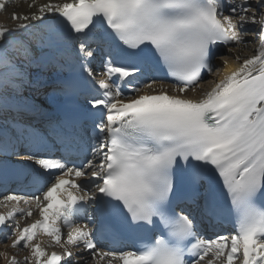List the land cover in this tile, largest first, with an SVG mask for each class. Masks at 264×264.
Masks as SVG:
<instances>
[{
    "label": "snow or ice",
    "instance_id": "obj_1",
    "mask_svg": "<svg viewBox=\"0 0 264 264\" xmlns=\"http://www.w3.org/2000/svg\"><path fill=\"white\" fill-rule=\"evenodd\" d=\"M29 8L0 26V155L19 157L37 193L3 197L15 203L0 213V230L29 250L23 264H85L84 253L93 264H264V0H33ZM248 31L254 53L242 57ZM33 44L74 63L59 81L66 104L40 127L7 115L18 110L10 93ZM230 45L236 66L201 91L215 50L231 57ZM148 71L174 83L141 87ZM34 214L23 226L16 219ZM221 218L231 234L202 232ZM125 231L150 235L127 250L99 246L104 233L118 240Z\"/></svg>",
    "mask_w": 264,
    "mask_h": 264
},
{
    "label": "rangeland",
    "instance_id": "obj_2",
    "mask_svg": "<svg viewBox=\"0 0 264 264\" xmlns=\"http://www.w3.org/2000/svg\"><path fill=\"white\" fill-rule=\"evenodd\" d=\"M53 1H57V0H53ZM46 2H48V0H35V4H36L37 7L40 4H43V3H46ZM5 3H6L5 7L0 9V26L12 27V26L15 25V23L17 24V21L12 20V18H11L12 13L15 12V13L18 14L21 11L24 12L25 8L29 9V5L33 3V0H5ZM20 9H21V11H18ZM32 48H33V45H32ZM222 58H228L229 59V58H232V56L229 57L228 53H226V54H223ZM21 60H22V56H21ZM33 60L34 59H32V61ZM96 63H97V61H93L94 66H95ZM33 65H35V64H33ZM51 71H53V69H43V70L42 69H38V70L34 71V73L31 74V76L34 75L31 79H30L31 76H28L27 77V81H29L28 85H31V87H30V89H27L25 87L23 88V90H26L24 92L23 96L27 95L26 97H28L29 99L42 98V95L40 94V91H38L37 93H31L30 91H27V90H31V91L36 90L37 89V83L42 82L44 80V77L48 76L51 73ZM37 74L41 75V78L39 80L34 79L35 75H37ZM21 86H25V84H22ZM0 118L3 119L4 117L0 116ZM7 203H8V205H10V204H13L15 202L12 201V202H7ZM20 206L21 207H28L29 205H24L23 202H21ZM0 211H1L0 213L4 212V209L1 206H0ZM76 225H81V223H76ZM62 231H63L64 236L66 238L67 237V232L69 231V228L64 227L62 229ZM45 243L47 245H51L50 239H48ZM5 251H11V250H9V241H8V239L7 238L5 239V237L3 236L0 239V264H4V262H3V256L4 255L3 254H4ZM73 251H75V250H73ZM76 251L77 252L78 251H80V252L82 251L83 252V247L81 246L80 248H77ZM29 253L30 252L28 250L24 249V250H22V252H19V253L14 252V257H15V259L17 261L20 262V264H23L24 257L29 256ZM5 258H6V255H5ZM74 259H75V257H74ZM7 260H9V259H7ZM90 262H91V260H90ZM86 263L89 264V262H85V264Z\"/></svg>",
    "mask_w": 264,
    "mask_h": 264
},
{
    "label": "bare ground",
    "instance_id": "obj_3",
    "mask_svg": "<svg viewBox=\"0 0 264 264\" xmlns=\"http://www.w3.org/2000/svg\"><path fill=\"white\" fill-rule=\"evenodd\" d=\"M64 2H70V0H57L56 1V3H64ZM47 3V2H46ZM6 4V3H5ZM22 4V3H21ZM33 9H28V8H25V11L24 12H22L21 11V9L20 10H18V11H21L20 13H18V14H27V13H30L31 11H32ZM17 11V12H18ZM17 23H19L18 21H17ZM16 24V23H15ZM94 30V29H93ZM96 32H98L97 30H94L93 31V33H96ZM90 36H91V34H90ZM233 49H234V52H233V55H232V58H229L228 60H229V63H228V66L227 67H225L224 66V64H223V67L222 68H219V67H221L222 66V64H217L216 66H217V68H216V70L214 69L213 71H212V73L210 74V76H209V80L207 79V81L204 83V84H202L201 85V87H200V89H201V91H207V90H210V88H211V86L213 85V83L215 82V81H217V80H219L220 78H221V76L223 75V73H225V72H228V71H230L232 68H234L235 66H236V61H235V49H236V47L235 46H233L232 47ZM32 55L31 56H29V57H24V56H22V60H21V65H22V71H24V73H25V79H23L22 81H18V83H19V85H20V87L19 88H27V89H30V87H31V85H28L29 84V81H27V77L28 76H31V74L32 73H34V71H36V70H38V69H42V62H40V63H37V64H35V65H33V62H31L30 63V61H32V59H36L37 58V55L40 53V51L39 50H37L36 48H35V44H33V48H32ZM228 51H224V52H222L223 54H226ZM239 53H240V55L242 56V57H248V53H249V50H248V48L246 49V50H243L242 48H240V50H239ZM223 56V55H222ZM58 59H61V58H57V60L54 62L53 60H50L49 61V63H48V65L47 66H49V64H53L55 67H57L58 65H57V61H58ZM26 62V63H25ZM46 69H53V68H46ZM98 70V69H97ZM52 72V71H51ZM37 75H39V74H37ZM37 75H35V77L37 76ZM34 76V75H33ZM33 76H31L30 77V79L33 77ZM40 76V78H41V75H39ZM213 76V77H212ZM39 78V79H40ZM45 78V77H44ZM34 79H36V78H34ZM38 79V80H39ZM22 84H25V86H21ZM42 84V82H39V83H37V88L40 86ZM205 85V86H204ZM189 95H199V93H196V94H193V93H189ZM51 100V99H50ZM26 119H32L31 117H26ZM2 195H4V193L3 192H0V197L2 196ZM8 201H4L3 200V198H0V206L4 209V212L3 213H6L7 211H8V203H7ZM30 206V205H29ZM2 210V209H1ZM1 212V211H0ZM27 218V217H26ZM26 218H24V219H26ZM16 219H19V220H22L21 219V217L19 216V215H17V217H16ZM76 222V221H75ZM87 221L85 220L83 223L82 222H79V223H81V225H83L84 223H86ZM41 237V236H40ZM73 250H76V249H73ZM83 253V252H82ZM4 256L6 255V254H3ZM3 256V262H4V264H11V262L10 261H7V258H5ZM82 259H84V261L85 262H89V264H93V260L91 259V258H89V256H88V254L87 253H84L83 254V256H82ZM90 260H91V262H90ZM101 264H103V262H101Z\"/></svg>",
    "mask_w": 264,
    "mask_h": 264
},
{
    "label": "water",
    "instance_id": "obj_4",
    "mask_svg": "<svg viewBox=\"0 0 264 264\" xmlns=\"http://www.w3.org/2000/svg\"><path fill=\"white\" fill-rule=\"evenodd\" d=\"M47 57H48V55H46L45 53H43V54H41V55L38 57V60H45Z\"/></svg>",
    "mask_w": 264,
    "mask_h": 264
}]
</instances>
